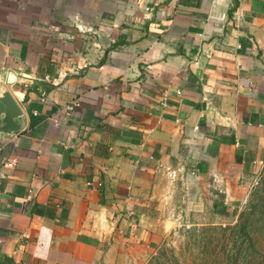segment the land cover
I'll list each match as a JSON object with an SVG mask.
<instances>
[{"label": "crops", "instance_id": "0c3cea01", "mask_svg": "<svg viewBox=\"0 0 264 264\" xmlns=\"http://www.w3.org/2000/svg\"><path fill=\"white\" fill-rule=\"evenodd\" d=\"M3 86L24 116L0 136V264H101L154 245L182 186L245 196L264 0H0Z\"/></svg>", "mask_w": 264, "mask_h": 264}, {"label": "rangeland", "instance_id": "374dc122", "mask_svg": "<svg viewBox=\"0 0 264 264\" xmlns=\"http://www.w3.org/2000/svg\"><path fill=\"white\" fill-rule=\"evenodd\" d=\"M246 182L243 199L224 209L214 208L209 195L198 202L191 185L178 188L163 204L162 232L154 245L128 249L101 264H226L227 258V264H264V159ZM249 203L255 205L246 215L250 242L230 231ZM241 241L245 251L235 254Z\"/></svg>", "mask_w": 264, "mask_h": 264}, {"label": "water", "instance_id": "95a60500", "mask_svg": "<svg viewBox=\"0 0 264 264\" xmlns=\"http://www.w3.org/2000/svg\"><path fill=\"white\" fill-rule=\"evenodd\" d=\"M23 112L6 87L0 88V136H9L18 131Z\"/></svg>", "mask_w": 264, "mask_h": 264}, {"label": "trees", "instance_id": "16d2710c", "mask_svg": "<svg viewBox=\"0 0 264 264\" xmlns=\"http://www.w3.org/2000/svg\"><path fill=\"white\" fill-rule=\"evenodd\" d=\"M252 206H255V205H250V203H249L245 207V209H243V211L239 212V220H238V222L235 225L231 226V228H230V231L232 232L231 233L232 236L234 235V236L240 237V238L246 237L245 240H248V241L251 239L250 236H249L250 235V231L248 230V228H249L248 217L246 215H248V211L252 208ZM232 243L235 245V238L233 239ZM243 243H245V242L241 241V242L237 243V245H236L237 249L235 250V254H239L240 250L245 251L244 247H243V249H241ZM227 260L229 261L228 258H227ZM228 261H226V264L228 263Z\"/></svg>", "mask_w": 264, "mask_h": 264}, {"label": "built area", "instance_id": "2783aa9c", "mask_svg": "<svg viewBox=\"0 0 264 264\" xmlns=\"http://www.w3.org/2000/svg\"><path fill=\"white\" fill-rule=\"evenodd\" d=\"M165 98H166V94H163L162 99H165ZM11 162L12 161H5L3 164L8 166V167H10L11 166Z\"/></svg>", "mask_w": 264, "mask_h": 264}]
</instances>
